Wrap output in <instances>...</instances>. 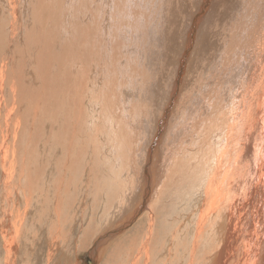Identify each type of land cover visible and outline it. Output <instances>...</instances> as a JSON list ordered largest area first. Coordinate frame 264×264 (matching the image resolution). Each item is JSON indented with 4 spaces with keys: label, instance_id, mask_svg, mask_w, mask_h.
Here are the masks:
<instances>
[{
    "label": "bare ground",
    "instance_id": "obj_1",
    "mask_svg": "<svg viewBox=\"0 0 264 264\" xmlns=\"http://www.w3.org/2000/svg\"><path fill=\"white\" fill-rule=\"evenodd\" d=\"M209 2L0 0L2 264L42 219L67 258L104 186L130 264H264V0Z\"/></svg>",
    "mask_w": 264,
    "mask_h": 264
},
{
    "label": "rangeland",
    "instance_id": "obj_2",
    "mask_svg": "<svg viewBox=\"0 0 264 264\" xmlns=\"http://www.w3.org/2000/svg\"><path fill=\"white\" fill-rule=\"evenodd\" d=\"M211 2L216 3L217 0H210L209 3L212 4ZM210 4L208 5L209 9L211 8ZM205 16H206V14H203L202 18H204ZM202 18H201V20H198V22H197L198 24L196 26V29L200 28V26L202 27V25L204 24L202 22V20H203ZM201 22L203 24H201ZM193 36H194V34H193ZM160 133L161 132H159V134L157 136V140L159 142H160V140H159ZM109 172H112V171L109 169ZM105 183L106 182H104V184ZM107 185H108V183H106V186ZM140 185L145 186L144 180L140 181ZM104 187L102 188V191H99L97 193L94 192V194L92 193L91 200L88 202L86 207H84L82 209L83 212H81L79 219L77 221V223H79V222H81V223H79V225L76 223V225H78L77 229H76V225H75V229L73 228L74 230L68 228L69 231L67 230V232L68 233L70 232L71 236H69V241L66 243L67 244L66 248H65V238H64L63 234H62L61 239L58 241L59 243L56 245V247L62 249L63 252H61V251H57V252H60L63 257H67L68 259L64 258V259H66V260H64L63 258H61L62 260L61 259L59 260V258L57 257L58 260L55 259V262H53L52 264H64V263L66 264L67 262H69V264H80L81 262H76V260L74 259L75 255L82 257L81 260L84 261L85 264H130V239L129 238H130L131 234H134L133 236L138 235V237H141L139 230H136V229H140V227H142V224H143V218L142 217H143V215L147 214V213H145L147 211V208L143 209L141 216L139 218H137L135 220V217H134V219L132 221L133 223H131V224L128 223L126 229L122 230V233L115 234L114 232H111L112 234L117 236V237L113 238L114 240L113 239L110 240L109 238L108 239L105 238L104 240H102V242L104 241L103 242L104 244H102V242L99 239L98 242L94 244L96 237H98L100 235V233L104 232L106 230V228L109 229L114 225V224H110L111 223L110 219L113 218L114 216H116L119 208L121 207L120 203H114L112 205H108L104 201V199L106 198V192L109 191L108 187H107V190L105 192L103 190ZM125 196L127 197L128 195L125 194L122 197L124 198ZM46 198L47 197L44 196L42 198V200L39 202L47 201ZM102 199H103V201H102ZM119 200H120V198H119ZM146 205H148V204H146ZM88 206L91 207V211L88 210V208H89ZM50 208H51V205H46L45 203L44 204L42 203L40 205L39 211L43 214H47L48 210H50ZM93 210H94V212H93ZM97 210H98V212H97ZM85 213H87V214H85ZM98 218H100V219H98ZM40 222L43 223L42 226L33 227L34 230L37 232V240H33L30 237V235L28 234L29 229L26 230L24 235L22 236L23 248L24 249H31L30 250L31 252L28 250V260H31V261L25 260L24 254L25 255H27V254L25 252H21L20 255L18 256V259H17V261L19 260V264H47V262H46V260H47V245H46V241H45V235L49 232V226L47 224H45L44 219L40 220ZM81 224H82V226H81ZM50 226H53V223ZM158 227H159V222H157V224H156V228H158ZM78 228H80V229H78ZM85 229H87V230H85ZM143 229L145 230V228H143ZM73 231H75V232H73ZM76 233H79V235H81V236L77 235ZM77 236H79V238ZM83 242H84V244H82ZM77 244H81L79 246L78 250H76ZM93 244L95 247L102 245L99 248V250L106 249L102 258H98V257H100V255L96 256V258L94 257L95 259L98 258L99 259V260L97 259L98 261L95 259H92L91 257L86 256L89 253V250L93 248ZM32 252L35 254L34 258H30V256H29V254ZM158 256H157V259H158ZM83 258L84 259L87 258V260H84ZM157 259H156V261H157ZM0 264H2L1 261H0Z\"/></svg>",
    "mask_w": 264,
    "mask_h": 264
}]
</instances>
